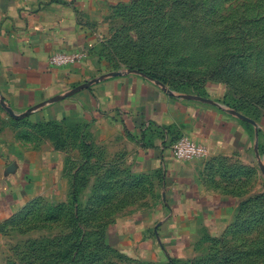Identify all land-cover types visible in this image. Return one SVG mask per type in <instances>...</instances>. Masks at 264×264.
<instances>
[{
  "label": "rangeland",
  "instance_id": "rangeland-1",
  "mask_svg": "<svg viewBox=\"0 0 264 264\" xmlns=\"http://www.w3.org/2000/svg\"><path fill=\"white\" fill-rule=\"evenodd\" d=\"M100 12L109 67L264 121V0H108ZM14 112L0 96V152L28 166L31 193L0 226V264H264V186L163 255L117 227L162 201L159 173L134 172L89 124Z\"/></svg>",
  "mask_w": 264,
  "mask_h": 264
},
{
  "label": "crops",
  "instance_id": "crops-1",
  "mask_svg": "<svg viewBox=\"0 0 264 264\" xmlns=\"http://www.w3.org/2000/svg\"><path fill=\"white\" fill-rule=\"evenodd\" d=\"M103 2L0 0V96L33 119L89 124L98 143L114 140L134 172L159 173L162 201L117 227L163 255L182 252L197 223L220 222L238 198L261 192L264 121H242L215 100L188 98L141 72L109 67L99 24ZM58 51L83 58L53 68L49 56ZM182 136L204 144L205 156L177 160L171 148ZM27 167L0 152V226L30 198ZM253 172L254 190L246 175Z\"/></svg>",
  "mask_w": 264,
  "mask_h": 264
},
{
  "label": "built area",
  "instance_id": "built-area-1",
  "mask_svg": "<svg viewBox=\"0 0 264 264\" xmlns=\"http://www.w3.org/2000/svg\"><path fill=\"white\" fill-rule=\"evenodd\" d=\"M82 58V52L58 51L51 54L48 61L51 67L60 68L79 62ZM171 150L173 156L179 161H192L202 158L207 153L204 144L187 136H182L174 142Z\"/></svg>",
  "mask_w": 264,
  "mask_h": 264
},
{
  "label": "water",
  "instance_id": "water-1",
  "mask_svg": "<svg viewBox=\"0 0 264 264\" xmlns=\"http://www.w3.org/2000/svg\"><path fill=\"white\" fill-rule=\"evenodd\" d=\"M131 71H132V70H131ZM134 71L139 72L138 70H134ZM117 74H120V72H112V73H111V75H117ZM187 97H188V98H195L196 96H194V95H188ZM199 99H200V100H206V99L203 98V97H199ZM5 108H6V110H7V111H8L13 117H15V118L19 117L9 105L5 104ZM237 115H238L240 118H242V119H244V120H246V121H248V122H250V123H252V124H254V125H257V123L255 122V120H252V119L248 118L247 116H245V115H243V114H241V113H237ZM262 168H263V170H264V167H262Z\"/></svg>",
  "mask_w": 264,
  "mask_h": 264
},
{
  "label": "trees",
  "instance_id": "trees-1",
  "mask_svg": "<svg viewBox=\"0 0 264 264\" xmlns=\"http://www.w3.org/2000/svg\"><path fill=\"white\" fill-rule=\"evenodd\" d=\"M140 70V72L141 73H143L144 75H147V76H149V77H151V78H154V79H156L157 77L156 76H154V75H152V74H149L148 72H146L143 68H139ZM157 80V79H156ZM159 80V79H158ZM52 123H56V122H52ZM260 150H261V153L263 154L264 153V147L262 146V145H260ZM246 175H248L247 177H249L251 174L249 173V174H246Z\"/></svg>",
  "mask_w": 264,
  "mask_h": 264
}]
</instances>
